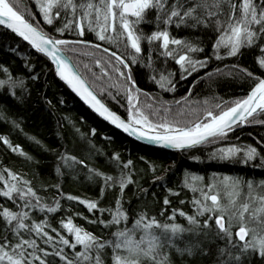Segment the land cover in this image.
<instances>
[{
	"label": "snow or ice",
	"instance_id": "1",
	"mask_svg": "<svg viewBox=\"0 0 264 264\" xmlns=\"http://www.w3.org/2000/svg\"><path fill=\"white\" fill-rule=\"evenodd\" d=\"M189 3L191 0H35L45 25L55 27L54 21L62 18L64 23L55 31L61 34L75 31L80 37L67 40L44 31L39 21L30 22L9 0H0V25L21 37L36 52L48 57L60 79L116 128L129 136L147 139L165 148L190 150L226 142L229 134H234L243 125L264 124V120L256 118L264 115V78L254 76L247 68L242 69L248 77L257 81L246 97L218 103L215 105L218 113L206 109L203 120L179 127L166 118L153 120L151 117L158 115L160 110L146 112L139 106L141 90L136 87L130 65H141L148 70V79L162 90L173 92L179 81L175 79L176 72L168 68L169 61L179 66V79L184 80L206 68L212 58L220 61L226 57H239L246 50L258 48L256 63L264 69V0H212L211 4L201 0L191 6ZM200 9L204 10L203 15L198 14ZM145 25L152 30L145 31ZM197 28L214 33V38H207V43L211 45L210 56L206 52L205 39L178 38L173 32ZM86 30L94 33L97 41L124 45L126 56L118 55L108 47H104L103 52L109 53L120 66L128 69L125 73L121 67L113 65L118 76L128 82L123 89L127 100V119L97 98L67 55L68 51L74 50L69 46L101 48V44L90 45L83 39ZM129 49L131 52H128ZM9 51L15 52L16 48L9 47ZM200 55L204 58H198ZM96 64L100 65L101 61L97 59ZM0 71L6 77L0 78V90L22 101L23 94L28 91L25 80L13 76L7 66H0ZM38 78V75L30 77L32 80ZM17 89L21 90L19 95ZM109 95L119 103V90L115 95ZM146 108L151 110L153 105L148 104ZM163 111L169 112L170 109L164 108ZM3 112L0 105V116ZM95 133L96 130L92 129L93 136ZM239 139L237 137V141ZM0 141L13 152L32 159L19 145H13L8 137L0 136ZM257 145L260 147L225 143L214 147L208 158L264 167V152L261 151L264 139L257 141ZM192 159L199 160L200 157ZM258 160L259 164L256 163ZM59 161L61 163L57 165L56 172L60 176L64 175L62 167L72 169L80 165L87 169L88 181L99 179L100 196L94 200L64 196L59 184L51 187L57 189L60 197L85 206L89 213L98 212L99 216L95 219L83 217L89 224H99L107 230L115 228V231H110L107 237L97 236L77 225L73 216L60 221V229L67 235L52 227L46 218L37 222L32 219V210L56 213L61 208L60 197H53L52 202L47 203L46 198L33 188L32 181L3 168L0 169V197L10 200L17 210L0 205V218L4 222V235L0 237V264H54L56 258L63 264H105L107 249H111L112 264H177L176 258L179 264H252L253 257L264 261V180L213 174L205 183L204 176L186 170L178 187L193 193L190 203L194 211L188 214L172 208L171 214L161 222L156 216H149L146 210L137 211L130 217L125 207L131 204L125 199V190L136 183L131 159L123 161L119 153H113L111 162L117 170L116 175L89 167L84 160L67 152L59 156ZM163 179L162 176L156 177V180ZM167 191L170 196L181 195L180 191ZM109 192H116L114 204L102 207L101 203ZM138 192L143 196L148 190L139 188ZM185 203V200H180L181 205ZM163 204L165 208L159 213L161 217L171 205L168 196L164 197ZM177 214L187 221V226L176 222ZM74 215L82 217L81 213ZM212 221L216 226L215 232L212 231ZM249 221H255L258 227H249ZM234 222L239 225L235 232ZM216 240L225 243L213 252L212 244ZM41 242L48 247H43ZM66 248L73 250L72 258H69ZM77 248L80 250L76 251Z\"/></svg>",
	"mask_w": 264,
	"mask_h": 264
},
{
	"label": "trees",
	"instance_id": "2",
	"mask_svg": "<svg viewBox=\"0 0 264 264\" xmlns=\"http://www.w3.org/2000/svg\"><path fill=\"white\" fill-rule=\"evenodd\" d=\"M9 2L30 22L39 21L43 30L50 35L67 40L80 38L75 31L63 34L55 31V28L61 27L64 23L62 18L54 21L55 27L45 25L35 5V0H9ZM197 2H201V0H191L189 6ZM207 2L211 4L212 0H207ZM198 14L203 15L204 10H198ZM143 27L147 32L152 30L150 26ZM173 32L178 38L201 37L205 39L207 55H211V45L207 43V38L209 36L214 38V33L210 30L197 28L173 30ZM83 39L89 41L90 45L99 43L101 48L69 46L74 50L67 53L101 98L127 119V100L123 89L128 82L118 76L113 65L121 67L125 73L128 69L120 66L115 58L110 57L109 53L103 52V48L108 47L110 51H116L118 55L126 56L124 45L97 41L94 33H89L87 30ZM9 47L16 48V51H9ZM128 52H131V49ZM258 55L259 50L255 48L246 50L239 57H226L220 61L212 58L206 68L200 69L184 80L179 79V66L169 61L168 68L176 72L175 79L179 81L174 92L162 90L159 85L148 79L146 75L148 70L141 65H130L136 87L141 90L139 106L146 112L160 110L158 115L151 117L153 120L166 118V112L163 109L169 108L170 114H174V110L177 116L179 114V118L182 117L181 121L175 119L177 126H190L198 119H204L206 109L218 113L219 110L215 108L216 104H223L224 101L231 102L246 96L257 81L248 77L242 69L247 68L254 76L264 77V69L259 68L256 63L255 58ZM198 58L203 59L204 57L200 55ZM97 59L101 61L100 65L96 64ZM0 66H7L13 76L22 77L28 90L23 94L22 101L15 100L7 95L5 90H0V105L4 109L3 116H0V136L8 137L13 145H19L26 154L32 157L31 160H28L13 152L0 141V169L8 168L32 181L33 188L39 195L46 198L47 203H51L53 197H60L57 189L51 187L56 184L61 186L64 196L72 195L81 199L93 200L100 196L99 179L96 182L88 181L86 179L87 169L82 166L76 165L72 169L62 167L64 175L57 174L56 167L61 163L59 156L65 152L84 160L89 167L97 168L111 175L117 174V170L111 162L113 153H119L123 161L131 159L134 168L133 180L136 183L129 185L125 190V199L131 201L130 206L126 204L125 207L129 210L130 217L137 211L146 210L149 216H156L161 222L171 214L172 208L181 209L188 214H192L194 211L190 203L193 193L178 187L186 170L204 176L205 183L213 174L241 176L257 181L264 180V167L245 166L208 158L214 147L223 146L225 143L251 144L260 147L257 145V141L264 139V124L243 125L237 128L234 134L230 133L228 140L219 145L200 146L187 151H166L134 141L103 121L83 105L57 78L54 66L46 56L36 52L20 38L2 27H0ZM157 66H160L159 62ZM209 73L211 75H208ZM33 75H38L39 78L37 80L30 79ZM0 78H6L2 71H0ZM118 90L120 92L117 97L119 103L113 101L109 95L110 93L115 95ZM16 91L18 95L21 92L20 89ZM176 101H180V103L177 104ZM148 104L153 105L151 110L146 108ZM226 106H230V104ZM256 118L264 120V115H259ZM92 129L96 130L94 136ZM237 137L240 138L239 141H237ZM261 151L264 152V148H261ZM192 157H200V159L195 160ZM256 163L259 164V160ZM153 166H155V171H153ZM160 176L164 179L156 180V177ZM139 188L147 189V195H140ZM167 189L180 191L181 195L179 197L170 196ZM153 193H155L154 196ZM115 195L116 192L107 193L101 206L106 207L109 203L114 204ZM165 196L169 197L171 205L167 208L165 216L161 217L159 213L165 208L163 204ZM180 200H185L186 203L181 205ZM60 202L61 208L56 213H41L38 210H32V219L39 222L46 218L52 227L60 230L64 235L67 233L60 229V221L69 216H73L77 225L97 236L107 237L110 231H115V228L107 230L99 224H89L83 218L95 219L99 216L98 212L89 213L85 206L63 197H60ZM0 205L17 210L10 200L3 197H0ZM75 213H81L82 217L75 216ZM176 222L187 226V221L178 214ZM210 223L212 231L215 232L214 221ZM238 227V223L234 222L233 232L238 230ZM249 227H258V225L255 221H249ZM3 229L4 222L0 218V237L4 235ZM48 230L50 231V229ZM51 234L55 236V233ZM9 238L11 239V237ZM224 243V241L216 240L212 244L213 252L217 246L223 247ZM41 245L48 247L42 242ZM79 250V248L76 249V251ZM65 251L69 258H72L73 250L66 248ZM111 256V249H107L105 264H112ZM176 259L179 264L178 258ZM49 260L51 261L52 258L49 257ZM54 264H63V262L56 258ZM206 264H210V262H206ZM252 264H264V261H261L259 257H253Z\"/></svg>",
	"mask_w": 264,
	"mask_h": 264
},
{
	"label": "water",
	"instance_id": "3",
	"mask_svg": "<svg viewBox=\"0 0 264 264\" xmlns=\"http://www.w3.org/2000/svg\"><path fill=\"white\" fill-rule=\"evenodd\" d=\"M0 27L5 28V26L3 25H0ZM8 30L9 32H11V30L9 29H6ZM12 33V32H11ZM14 34V33H13ZM15 36H17L16 34H14ZM18 38H20L22 41L23 39L19 36H17ZM24 43L28 44L26 41H23ZM29 45V44H28ZM30 46V45H29ZM31 47V46H30ZM32 48V47H31ZM33 49V48H32ZM35 50V49H34ZM67 55L70 57V60H71V63L73 65L76 66V71L81 74V76L86 80V78L83 76V74L81 73L80 69L78 68V66L76 65V63L74 62V60L71 58V56L67 53ZM45 56V55H44ZM48 58V57H47ZM49 59V58H48ZM50 60V59H49ZM51 61V60H50ZM52 63V61H51ZM53 64V63H52ZM54 66V70H55V65L53 64ZM56 74V72H55ZM57 78L70 90V92L83 104L85 105L89 110H91L94 114H96L98 117H100L87 103H85V101L76 93L72 90V88L63 80L60 79V77L56 74ZM264 78V77H263ZM87 81V80H86ZM87 83L90 85V83L87 81ZM257 83V82H256ZM255 86V84L251 87V89ZM91 87V90L94 92L95 95H97V98L100 99L103 103L106 104V106H108L112 111L116 112L118 115H120L122 118L126 119L124 116H122L120 113H118L117 111H115L113 108H111L102 98L101 96L95 91V89L90 85ZM251 89L248 91V93L251 91ZM247 93V94H248ZM246 94V95H247ZM246 97V96H245ZM103 121H105L107 124H109L110 126H112L113 128H115L116 130L120 131L121 133H123L124 135H126L128 138L134 140V141H137L139 143H142V144H145L147 146H150V147H154V148H158V149H163V150H166V151H187V150H179V149H175V148H165V147H162L160 145H156V144H153L151 142H149L147 139H144V140H141V139H138L137 137L135 136H129L127 133H124L121 129H118L116 128L114 125H112L110 122L104 120L102 117H100ZM202 120V119H201ZM191 150V149H190Z\"/></svg>",
	"mask_w": 264,
	"mask_h": 264
},
{
	"label": "rangeland",
	"instance_id": "4",
	"mask_svg": "<svg viewBox=\"0 0 264 264\" xmlns=\"http://www.w3.org/2000/svg\"><path fill=\"white\" fill-rule=\"evenodd\" d=\"M170 108H171V107H170ZM172 110H173V109H172ZM173 112H174V114H170V111H169V112H166V119H168L169 121H173V122H176L175 119H178V121H181L182 117L179 118V117H178L179 114H178V116H177V115H176V111L173 110ZM176 124H177V122H176Z\"/></svg>",
	"mask_w": 264,
	"mask_h": 264
},
{
	"label": "bare ground",
	"instance_id": "5",
	"mask_svg": "<svg viewBox=\"0 0 264 264\" xmlns=\"http://www.w3.org/2000/svg\"><path fill=\"white\" fill-rule=\"evenodd\" d=\"M201 120V119H200ZM202 120H203V118H202Z\"/></svg>",
	"mask_w": 264,
	"mask_h": 264
}]
</instances>
